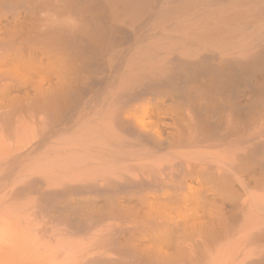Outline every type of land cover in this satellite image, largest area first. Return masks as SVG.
Here are the masks:
<instances>
[{
	"label": "bare ground",
	"instance_id": "obj_1",
	"mask_svg": "<svg viewBox=\"0 0 264 264\" xmlns=\"http://www.w3.org/2000/svg\"><path fill=\"white\" fill-rule=\"evenodd\" d=\"M0 264H264V0H0Z\"/></svg>",
	"mask_w": 264,
	"mask_h": 264
}]
</instances>
